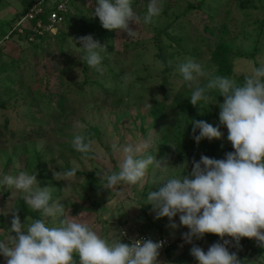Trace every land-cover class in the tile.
<instances>
[{
	"label": "rangeland",
	"instance_id": "obj_1",
	"mask_svg": "<svg viewBox=\"0 0 264 264\" xmlns=\"http://www.w3.org/2000/svg\"><path fill=\"white\" fill-rule=\"evenodd\" d=\"M35 1L40 0H0V128L8 119L7 129L16 134L11 139L7 133L0 143V174L34 172L36 187H49L51 200L62 203L68 215L80 214L77 219L89 228L106 224L109 231L123 226L121 230L132 234L136 229L156 233V221L169 226L168 218H154L151 205L146 204L147 193L168 178L188 175L192 161H199L201 155L223 159L234 149L226 139V127L219 124L218 102L223 97L217 90L216 99L207 96L198 106L188 105L222 135L199 144L193 140L192 117L188 109L184 111L192 88L176 69H165L156 41L163 46L162 57L168 64L192 60L209 78L218 76L211 62L217 44L233 46L240 56L234 58L229 79L240 85L254 68L264 65V0H162L151 24L129 25L136 31L132 38L119 30L107 34L94 27V0H79L76 8L71 5L75 0H68V20L55 31L42 29L43 34L32 36L28 24L19 31L15 28L19 18ZM58 1L44 0L42 5L46 9ZM132 1L134 11L143 15L147 0ZM246 1L254 8L244 7ZM89 34L105 46L102 73L83 62V52L74 41ZM204 81L199 77L194 85ZM59 104L64 109L58 115ZM37 130L43 131L42 138L17 140ZM76 134L92 140L94 151L77 152L72 147ZM144 140L150 145L142 154L164 159L167 169L161 173L150 166L137 185H119L111 192L101 188L97 173L118 170L111 144ZM68 168L76 169L70 179L61 175ZM14 216L22 225L35 219H46L50 227L57 223L28 208L20 193L2 187L0 241L7 246L14 235L9 230ZM239 246L252 251L244 255L242 264H264V248L256 241L243 238ZM0 264H5V257L0 256Z\"/></svg>",
	"mask_w": 264,
	"mask_h": 264
},
{
	"label": "clouds",
	"instance_id": "obj_2",
	"mask_svg": "<svg viewBox=\"0 0 264 264\" xmlns=\"http://www.w3.org/2000/svg\"><path fill=\"white\" fill-rule=\"evenodd\" d=\"M94 2L92 16L98 17L101 26L122 31L129 38L136 32L130 24H151L162 6V0H147L145 13L139 15L132 0ZM74 41L80 45L77 48L83 52V62L102 73L101 53L106 51L105 46L90 34ZM176 71L192 88L189 100L193 106L206 100L210 89L223 97V102H218L219 124L226 127V139L234 151L225 153L223 159L201 155L199 161H192L188 175L168 178L149 191L146 204L151 205L154 218H168L173 229L177 227L173 218L178 215L180 225L188 229L182 233L186 243L205 234L223 240L211 244L207 251L193 245L190 255L196 264H242L235 252L228 251L225 245L229 241L224 237H231L237 247L241 238H248L264 248V65L254 68L240 85L223 76L209 78L202 66L192 60L178 64ZM199 77L207 79L204 86L194 85ZM191 124L197 144L222 135L218 127L206 121L192 120ZM149 145L148 140L112 143L118 170L97 173L100 187L111 192L119 185H137L150 166L163 173L168 167L164 159L142 154ZM72 147L81 154L94 151L93 141L83 134L73 136ZM75 171L68 168L61 175L70 179ZM37 183L36 174L26 170L15 175L0 174V188L9 187L14 194L20 193L28 208L57 222L50 227L46 219H35L22 225L19 216H14L9 229L14 234L9 238L11 246L0 241V256L5 257V264H73V253L79 264H157L164 241L141 238L123 243L124 230H113L116 235L111 240L102 238L77 219L80 214L68 215L62 203L52 201L49 187H36Z\"/></svg>",
	"mask_w": 264,
	"mask_h": 264
},
{
	"label": "trees",
	"instance_id": "obj_3",
	"mask_svg": "<svg viewBox=\"0 0 264 264\" xmlns=\"http://www.w3.org/2000/svg\"><path fill=\"white\" fill-rule=\"evenodd\" d=\"M78 2H80V1L79 0H75L74 2L71 3V5L74 8H76V7H78V5L82 1L79 4H78ZM132 3H135V2L132 1ZM243 6L244 7H251L252 6L254 8L252 3H250L249 1H246L243 4ZM27 10H28V7L26 8V10L23 11L22 15L25 14V12ZM67 18L68 17H65L66 20H68ZM94 27L100 29L103 32L105 31V33H107V34H110L111 32L114 31V30H106V29H104L101 26V23H100L98 17H96V20H95V23H94ZM156 43H157V46H158V49H159V53L158 54H159V56H160V58L162 60V63L165 65V69L166 70H173V69L175 70L177 66H173V65L168 64L166 58L162 57L161 49L163 48V46H160L161 45L160 41H156ZM170 46L177 53L181 51L175 45H170ZM235 56H240V55L238 53H236V54L234 53L233 46H231V45H229L227 43H224V42H221V43L217 44V46H216V48H215V50H214V52L212 54L211 62L214 65V67L216 68L215 71H216V74L218 76H223V77H227V78L232 76L233 67H234L233 66V61H234ZM3 72H6V69H3ZM0 74H2V73L0 72ZM206 83H207V81H204L200 86H204ZM49 96L51 97V95H49ZM207 96L212 98V99H216L217 98V93L215 92V89L208 90L207 91ZM189 102L190 101H187V105H186L187 108L184 111H187V109H188L187 115H190L192 117V120H202L201 115L194 113V109H193L192 105H188ZM57 107H58L59 110L56 113L59 115V112L63 111L64 108L61 106V104H59ZM7 126H8V119H5L4 127L2 126L0 128V140H1L0 143L1 144L3 143V140H4L3 138L5 137V135L7 133L11 134V136H10L11 139H12V137L14 135L16 136V134L14 132H11V131H9L7 129ZM93 130H94V135L98 136L99 133H100L99 130L97 128H94ZM42 132L43 131H40V130H37V132H29L27 134L28 135L27 137H25L23 135H20V136L17 135L18 136L17 140H19V138H20V140H22L24 142L30 141L32 135H33V137L40 139V138H42V135H41ZM177 152L180 153L181 151L178 150ZM206 155H209L208 152L206 153ZM217 238H220V237L217 236V235H214L210 239L213 240V241H216ZM225 238H226V236L224 237V239ZM241 239H243V238H241ZM220 240H221L220 243H222L223 240L221 238H220ZM78 263H79L78 256L77 255H73V264H78ZM191 264H196L195 259H193V262Z\"/></svg>",
	"mask_w": 264,
	"mask_h": 264
},
{
	"label": "crops",
	"instance_id": "obj_4",
	"mask_svg": "<svg viewBox=\"0 0 264 264\" xmlns=\"http://www.w3.org/2000/svg\"><path fill=\"white\" fill-rule=\"evenodd\" d=\"M173 220L177 225V227L175 229L171 228L170 226L164 227L163 225H160L156 221V222H154V224H156V226H157V228L155 227V230L157 231L156 233L154 231L153 232L152 231L144 232L143 229L142 230L136 229V230H133V232L131 234V235H134V234H138V233H146V234H149V235L154 236V237L167 236L168 238H170V240L172 241V246L168 250H166L163 254L158 256L157 264H191L193 262L194 258L190 255V248L193 245L198 246L201 249L207 251V248L211 244L221 241L220 238H217L216 241L211 240L210 238L212 236H214V234H205L200 239L193 238L191 244L186 243L184 241V239L182 238V233H186L188 231V229L186 227H183L180 225L178 215L176 217H174ZM118 225H122V222L118 221ZM105 226H107V225L105 224V225L97 228L98 227L97 224H95V225L91 224L90 229L94 230L102 238H105L108 240L113 239L116 235L115 232L113 230L108 231L107 229H105ZM122 228L124 229L125 227L122 226ZM122 228L119 227V228H116L114 230L119 231ZM158 228H160V229H158ZM229 238L230 237L226 236L225 240H228ZM232 241L233 240L231 239L229 241V244H227L228 248L230 247V248L238 249V250H240L242 248L241 246L237 247L236 244H231ZM122 242L126 243V240L123 237H122ZM241 245H242V243H241ZM246 249L248 251H250V253L252 252L249 247H247ZM246 249H244L245 252H246ZM241 251H243V250H241ZM244 251L242 252V255H240V254L237 255V258L239 260H242V258H244V255L248 253V251L246 253H244Z\"/></svg>",
	"mask_w": 264,
	"mask_h": 264
},
{
	"label": "built area",
	"instance_id": "obj_5",
	"mask_svg": "<svg viewBox=\"0 0 264 264\" xmlns=\"http://www.w3.org/2000/svg\"><path fill=\"white\" fill-rule=\"evenodd\" d=\"M43 2L44 0L35 1L28 11H26L25 14L19 18V21L17 22L18 26L15 28L22 31V27L25 24H28L29 33L32 36L37 37L39 34H43L41 31L42 29L55 31V29L58 28V25L66 20L65 17L67 16L68 0H60L56 4H53L52 7L46 9L42 5ZM123 238L126 240V243H130L131 240L141 238L152 239L153 241H164L163 246L159 250V255L163 254L172 246V241L166 236L154 237L146 233L131 235L126 232V235ZM248 254H250V251H248Z\"/></svg>",
	"mask_w": 264,
	"mask_h": 264
},
{
	"label": "water",
	"instance_id": "obj_6",
	"mask_svg": "<svg viewBox=\"0 0 264 264\" xmlns=\"http://www.w3.org/2000/svg\"><path fill=\"white\" fill-rule=\"evenodd\" d=\"M232 238L230 237L229 239H228V241H230ZM226 247H227V245H225ZM228 248V247H227ZM228 251L230 252V253H232V252H235L236 253V255H238V254H240V255H242V251L241 250H238V249H233V248H228Z\"/></svg>",
	"mask_w": 264,
	"mask_h": 264
}]
</instances>
